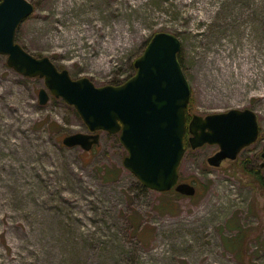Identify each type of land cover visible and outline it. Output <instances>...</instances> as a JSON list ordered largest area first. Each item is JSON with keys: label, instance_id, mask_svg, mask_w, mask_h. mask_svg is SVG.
Wrapping results in <instances>:
<instances>
[{"label": "rangeland", "instance_id": "rangeland-1", "mask_svg": "<svg viewBox=\"0 0 264 264\" xmlns=\"http://www.w3.org/2000/svg\"><path fill=\"white\" fill-rule=\"evenodd\" d=\"M30 1L17 42L73 78L122 84L154 34L171 32L189 117L249 108L260 133L220 166L208 162L219 145H189L179 172L194 195L142 190L119 133L101 131L89 151L65 145L89 132L75 106L41 104L44 78L0 54V264H264V0ZM115 34L127 42L106 48ZM243 61L257 81L241 84Z\"/></svg>", "mask_w": 264, "mask_h": 264}, {"label": "water", "instance_id": "water-1", "mask_svg": "<svg viewBox=\"0 0 264 264\" xmlns=\"http://www.w3.org/2000/svg\"><path fill=\"white\" fill-rule=\"evenodd\" d=\"M34 10L30 0H0V54L22 75L44 78L41 104L54 95L75 106L89 132L67 135L65 145L89 151L100 144L101 131L119 133L128 150L124 165L145 187L194 195L196 186L180 181L186 135L192 148L219 145L208 158L213 166L235 160L258 139V115L249 108L189 119L192 88L179 59L182 41L177 35L157 32L136 59L132 77L122 84L97 86L89 77L73 78L50 57H37L17 42L18 27Z\"/></svg>", "mask_w": 264, "mask_h": 264}, {"label": "bare ground", "instance_id": "bare-ground-1", "mask_svg": "<svg viewBox=\"0 0 264 264\" xmlns=\"http://www.w3.org/2000/svg\"><path fill=\"white\" fill-rule=\"evenodd\" d=\"M64 1V0H62ZM142 2V0H137V3L140 4ZM119 29H123L122 32H124V28H122L123 26L118 24L117 26ZM117 34L114 35L113 39L109 42L106 43L105 47L108 48V49H112L114 47H116L118 44H122V45H125V42H127L125 38V36H122L121 37V40H123V42L121 43L119 40H117ZM228 67V66H226ZM228 73L231 72V69L230 70H227ZM238 75L237 77L239 78V81L241 82L242 85H246V83L251 80V81H257V72L254 71V70H249L248 69V66L245 64V61H243V67L241 69V71H237ZM260 84V88L263 90V93H264V83H259Z\"/></svg>", "mask_w": 264, "mask_h": 264}, {"label": "trees", "instance_id": "trees-1", "mask_svg": "<svg viewBox=\"0 0 264 264\" xmlns=\"http://www.w3.org/2000/svg\"><path fill=\"white\" fill-rule=\"evenodd\" d=\"M179 59H180V57H179ZM113 84L118 85V84H120V82H113ZM188 117H189V114H188ZM189 119H190V117H189ZM185 143H186V146L189 147L190 144H189V140H188V135H186ZM105 172L107 173V171H105ZM138 183H139V186L141 187L142 190H148V188H146L141 182L138 181Z\"/></svg>", "mask_w": 264, "mask_h": 264}]
</instances>
